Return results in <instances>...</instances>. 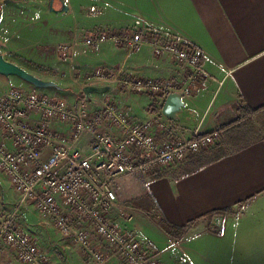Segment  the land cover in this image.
I'll use <instances>...</instances> for the list:
<instances>
[{"label": "crops", "instance_id": "obj_1", "mask_svg": "<svg viewBox=\"0 0 264 264\" xmlns=\"http://www.w3.org/2000/svg\"><path fill=\"white\" fill-rule=\"evenodd\" d=\"M50 7L51 0H0V53L5 59L41 79L103 68L114 74L110 79L114 88L116 79L128 75L167 77L178 72L174 60L156 57L149 46L130 51L107 42L89 51L95 57L83 55L85 46L75 48L72 66L79 70L69 74L59 56L64 41L63 3L54 1L57 11ZM71 8L92 16L91 25L113 30L150 27L204 50L207 79L198 92L183 97L184 106L173 121L187 135L222 128V153L185 174L174 175L189 162L150 182L153 206L162 218L177 225L194 223L180 240L160 223L165 234L157 229H146V234L157 246L178 241L170 256L177 252L185 264H197V257L207 264H264V109L247 123L228 126L239 116L241 104L264 105V0H72ZM112 99L144 120L150 105L163 111L167 97L154 101L147 93L115 91ZM67 127L60 125L62 130ZM16 193L0 169V212L11 210L21 199ZM225 208L232 211L212 213ZM25 211V228L38 237L42 248H55L62 234L48 227L34 205ZM69 253L75 264H81L78 246ZM46 254L56 264L62 261L53 250ZM0 264L33 263L4 250Z\"/></svg>", "mask_w": 264, "mask_h": 264}, {"label": "built area", "instance_id": "obj_2", "mask_svg": "<svg viewBox=\"0 0 264 264\" xmlns=\"http://www.w3.org/2000/svg\"><path fill=\"white\" fill-rule=\"evenodd\" d=\"M105 42L130 51L149 46L156 57L178 65V72L167 77L116 79L129 93H147L154 101L173 92L186 97L207 79L204 50L190 40L150 27L96 29L84 37L91 47ZM72 51V44L60 46L63 56ZM94 75L109 81L114 76L103 68ZM89 102L86 96L71 104L32 85L0 92V169L21 197L11 210L0 212V252L12 250L26 263L56 264L22 223L21 213L30 204L92 262L119 257L122 264H160L158 250L129 226L140 208L123 204L121 181L131 177L148 184L219 146L224 130L187 135L155 105L140 120L111 98ZM63 123L66 130L60 128ZM147 215L152 219L157 212Z\"/></svg>", "mask_w": 264, "mask_h": 264}, {"label": "rangeland", "instance_id": "obj_3", "mask_svg": "<svg viewBox=\"0 0 264 264\" xmlns=\"http://www.w3.org/2000/svg\"><path fill=\"white\" fill-rule=\"evenodd\" d=\"M47 3L50 2V0H46ZM72 0H69V4H71ZM61 3L58 2V6H60ZM61 17V16H59ZM63 17V24H64V41L63 43L67 44H72L73 45V51H72V56H63L60 52V46L59 45V56L64 60L65 67L67 68V71L69 74L72 71L79 70L77 68L78 66L73 65V58L74 56L77 55V53H74L75 48L79 45L85 46V52L84 56H94L93 53L89 52L91 50H95L98 47H100L102 44L96 47H91L87 44L84 43V37L86 33H88L91 30H96V29H104L103 27H99V25H91L90 23V17L88 14H83L78 12V10H73L72 8L64 11L62 14ZM107 43V42H105ZM74 54V55H73ZM95 57V56H94ZM89 58V57H88ZM86 59V58H85ZM85 61V60H84ZM81 68H86L82 64H80ZM52 70V69H51ZM85 70L82 75L78 71L74 75H69L67 78L66 76L63 78H52V79H44L47 81H53L57 85L55 86H48V87H40L45 92L49 93H55V94H60L66 97L71 104H77L81 102L84 98H86L85 91H84V86L89 84L90 82H95V85H107V84H114L113 82L109 80H103V79H96L94 78V73H86L87 69ZM53 72V70H52ZM51 72V73H52ZM136 76V75H133ZM97 82V83H96ZM93 84V83H91ZM36 86L35 84L31 83L30 81L26 80L25 78L19 76V75H6L0 72V92L4 91L5 88L7 87H13V86ZM58 85L62 86V88H59ZM116 86V85H115ZM117 88H114L113 90H110L105 93H91L89 95V100L90 104H98L102 103L104 99L107 100V98H114L115 91L119 92H126L124 88L120 87V84L118 83ZM168 97V96H167ZM113 100V99H112ZM89 104V105H90ZM222 153V148L221 146H217L215 148H212L210 150H207L206 152L198 155L196 158H194L192 161L189 163L185 164L182 167H179L177 170H175V176L185 174L188 171H191L193 169H196L197 167L203 165L207 161L213 159L217 155ZM155 179V178H154ZM122 184V191L120 194V198L123 201L124 205H132L140 208L138 212L135 214L134 222H130L129 226L131 228H135V230L138 231L139 236H141L143 239L148 240L151 243V246L153 249L158 250L159 257H160V264H185L183 261V258L178 255L176 252L175 254L170 256L171 252H173L172 248L180 245L178 241L170 243L168 246H161V245H156L153 242L150 241L146 234V229H157L163 234L164 231L160 228L159 223L161 225V213L154 208L153 203L154 200L152 198V195H150V189L151 185L150 183H143L141 181H137L131 177H126L123 178L121 181ZM18 194V193H16ZM19 195V194H18ZM19 200H21L19 198ZM17 200V201H19ZM16 203V202H15ZM26 208L22 211L21 213V220L26 223ZM155 211L157 212V216L155 215L152 219L149 218L147 215L148 212ZM43 216V214H42ZM44 222L48 225L49 228H51L55 234H59V231L47 220V218L44 216ZM162 226V225H161ZM63 239V240H61ZM58 243L55 244V248L53 246H50L49 243H45V248L43 249L44 252L48 251L49 253L53 250L59 257L61 258V262L58 264H75V257L70 256L69 250L78 246L74 241L71 239L65 237L62 235L60 240L57 241ZM42 243V242H41ZM74 244V245H73ZM76 245V246H75ZM79 247V246H78ZM195 247L198 248V244L195 245ZM80 248V247H79ZM181 248V247H180ZM175 252V251H174ZM81 255L78 257V259L81 261V264H100V263H95L90 260H88L84 254L82 253L80 249ZM170 257V258H169ZM198 261L197 264H207L205 260L200 257H197ZM122 259L118 258H113L111 259L108 263L106 264H122ZM187 264V262H186Z\"/></svg>", "mask_w": 264, "mask_h": 264}, {"label": "water", "instance_id": "obj_4", "mask_svg": "<svg viewBox=\"0 0 264 264\" xmlns=\"http://www.w3.org/2000/svg\"><path fill=\"white\" fill-rule=\"evenodd\" d=\"M54 1L51 0V10L57 11L54 7ZM63 3L62 11L69 10V4L67 0H61ZM0 72L6 75H19L31 83L35 84L37 87H48L57 85L53 81H47L41 78H38L34 74L30 73L23 67L19 66L16 63H13L7 59L0 53ZM114 87L111 84L107 85H95L88 84L84 86L85 95L89 97L91 93H105L110 90H113ZM184 106V100L182 94L179 92L170 93L166 99L163 113L171 119L178 118V113L182 110Z\"/></svg>", "mask_w": 264, "mask_h": 264}, {"label": "trees", "instance_id": "obj_5", "mask_svg": "<svg viewBox=\"0 0 264 264\" xmlns=\"http://www.w3.org/2000/svg\"><path fill=\"white\" fill-rule=\"evenodd\" d=\"M263 109H264V105L257 107V108H253L248 104H241L239 108V111H240L239 116L235 120H233L231 123H229L228 126L233 125V124L247 123L250 120H252L255 117V115L261 113ZM231 211L232 210L230 208H225V209L213 210L212 213L219 214V213L231 212ZM193 223H194V220H191L186 225H177L169 221L165 217L161 219V225L167 231V233H169L173 238L178 239V240L184 238V236L188 233V230Z\"/></svg>", "mask_w": 264, "mask_h": 264}]
</instances>
